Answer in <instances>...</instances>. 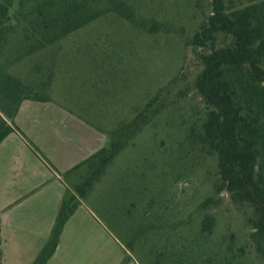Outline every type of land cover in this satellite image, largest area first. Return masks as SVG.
Returning a JSON list of instances; mask_svg holds the SVG:
<instances>
[{
    "label": "rangeland",
    "instance_id": "rangeland-1",
    "mask_svg": "<svg viewBox=\"0 0 264 264\" xmlns=\"http://www.w3.org/2000/svg\"><path fill=\"white\" fill-rule=\"evenodd\" d=\"M126 1L138 17L169 31L148 34L109 14L6 69L25 83L50 76L48 99L107 138L158 96L153 108L160 112L129 139L81 203L93 217L94 236L99 232V251L116 247L137 264H166L163 255L156 262L158 254L172 242L193 241L208 214L214 225L200 238L208 248L205 258L212 264H224L223 256L231 264H264L251 240L250 210L232 203L224 191L217 194L216 157L194 141L205 110L193 88L200 63L186 43L210 14L212 0ZM226 41L219 37L217 45ZM88 172L83 166L69 174L67 189ZM207 199L212 203L204 206ZM95 243L81 247L95 250ZM2 251L0 238V264H17L13 258L2 262Z\"/></svg>",
    "mask_w": 264,
    "mask_h": 264
},
{
    "label": "trees",
    "instance_id": "trees-1",
    "mask_svg": "<svg viewBox=\"0 0 264 264\" xmlns=\"http://www.w3.org/2000/svg\"><path fill=\"white\" fill-rule=\"evenodd\" d=\"M235 1L212 0L210 14L186 43L193 47L200 63L193 88L205 110L194 141L216 157L217 194L224 191L232 203L250 210L247 223L251 240L255 254L264 260V2L241 8L227 6ZM109 14L148 34L169 31L138 17L126 0H0V143L19 132L14 117L20 104L25 100L47 101L50 83V76L39 83H25L8 73L7 67ZM219 37L227 41L218 46ZM157 99H151L128 124L110 132L103 148L66 173L83 166L89 171L72 191L66 190L49 237L31 264H47L65 223L93 185L129 139L160 112L161 107L153 108ZM210 203L207 199L204 206ZM213 225L214 218L204 215L191 243L186 240L177 246V241L172 242L158 254L156 262L163 255L168 259L166 264H212L210 256L204 257L208 248L200 238L209 235ZM128 260L126 257L120 264ZM222 261L231 264L227 256Z\"/></svg>",
    "mask_w": 264,
    "mask_h": 264
},
{
    "label": "crops",
    "instance_id": "crops-1",
    "mask_svg": "<svg viewBox=\"0 0 264 264\" xmlns=\"http://www.w3.org/2000/svg\"><path fill=\"white\" fill-rule=\"evenodd\" d=\"M14 124L19 132L0 143L1 261L13 258L17 264H31L55 222L68 187L66 173L103 148L108 138L49 99L23 101ZM93 230V217L79 205L47 264H120L126 252L116 247L99 251V232L94 236ZM95 239V250L81 247ZM126 264L137 263L129 257Z\"/></svg>",
    "mask_w": 264,
    "mask_h": 264
}]
</instances>
